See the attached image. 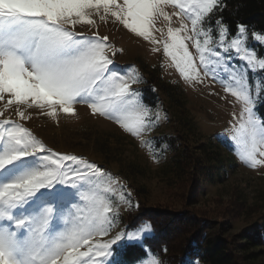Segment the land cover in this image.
Returning a JSON list of instances; mask_svg holds the SVG:
<instances>
[{"label":"snow or ice","instance_id":"6c2138e0","mask_svg":"<svg viewBox=\"0 0 264 264\" xmlns=\"http://www.w3.org/2000/svg\"><path fill=\"white\" fill-rule=\"evenodd\" d=\"M169 6L178 11L170 15ZM224 7V0H0V264H123L113 246L143 245L151 233L148 222L134 220L111 235L120 206L133 207L131 193L95 162L53 151L20 123L30 119L29 109L55 120L83 104L156 157L145 136L161 114L132 87L141 77L132 66L124 73L109 67L116 49L107 36L75 31L94 27L93 15L111 17L154 52L162 45L185 81L219 83L240 106L225 129L236 155L252 169L264 166V119L254 112L264 88L251 87L249 76L264 75V53L251 44L264 47V32L250 34L242 22L233 29ZM159 18L167 23L164 40L153 34L163 35ZM13 107L17 120L5 115ZM141 264L163 261L149 249Z\"/></svg>","mask_w":264,"mask_h":264},{"label":"rangeland","instance_id":"374dc122","mask_svg":"<svg viewBox=\"0 0 264 264\" xmlns=\"http://www.w3.org/2000/svg\"><path fill=\"white\" fill-rule=\"evenodd\" d=\"M165 11L171 15L178 9L169 6ZM92 18L95 20L94 27L80 24L75 31L89 36L96 33L100 37H108V43L116 49L115 55L108 53L113 60L109 67L119 73L130 70L129 66L135 69L141 82L132 87L140 92L143 103L142 87L151 79L148 83L151 84L156 103L150 107L160 112L161 119L158 126L146 134L145 139L156 145V157L153 158L147 148L142 147L137 139L125 133L113 121L92 115L87 105L77 104L75 115L59 113L55 120L41 115L38 109H29L30 119L20 123L53 151L74 154L95 162L116 177L131 193L133 207L120 206V218L111 235L128 228L125 215L135 210L140 203L146 210L165 206L171 211L200 213L201 218L209 222L210 232L230 236L242 228L261 223L264 213V166L256 169L245 166L236 155V145L225 131L233 111L239 112V104L211 78H205L202 83L185 81L170 58L164 55L162 45L158 46L159 51L154 52L151 43L129 32L111 17L106 22L95 15ZM179 23L173 16L172 26L178 27ZM155 27L164 30L163 35L159 31L153 33L158 40H164L167 23L159 18ZM251 44L257 52L264 53V47L255 42ZM190 51L194 53L195 50L190 47ZM232 63L241 64L235 57ZM249 76L251 87L264 88V75L259 71L249 72ZM262 97L256 99L255 104ZM5 115L17 120L15 107ZM178 131L186 140L187 149L203 157L204 154L200 152L203 145L221 159L224 165V170L218 176L221 181L209 182L206 176H202L203 182L196 192L188 188L189 183L184 188L180 187L179 182L167 184L166 181L174 174L169 159L172 148L158 142L164 134L178 137ZM166 177L171 178L166 180ZM142 187L146 195L140 192ZM125 243L130 242L122 241L118 245ZM145 259L147 255L135 264H141Z\"/></svg>","mask_w":264,"mask_h":264},{"label":"trees","instance_id":"16d2710c","mask_svg":"<svg viewBox=\"0 0 264 264\" xmlns=\"http://www.w3.org/2000/svg\"><path fill=\"white\" fill-rule=\"evenodd\" d=\"M224 3L222 15L233 29L237 22H242L248 26L249 31L264 32V0H224ZM148 82L142 87L143 100L146 105L154 106L155 94ZM255 113L264 119V97L255 104ZM178 135L164 134L158 142L172 148L169 159L174 174L172 178L168 177L171 179L166 181L167 184L179 182L180 187L184 188L189 183L188 188L196 192L203 182L202 176H206L209 182L221 181L218 178L224 170L221 159L203 145L200 150L203 157L187 149L186 140H183L180 131ZM140 192L146 195L144 187ZM166 208L161 206L146 210L140 203L135 210L129 211L125 215L127 226L134 220L137 226L147 221L152 233L146 236L143 245L125 243L119 247L114 246V258L123 264H135L145 258L150 249L152 253L158 254L163 264H196V260L198 264H264V213L261 223L242 228L230 236L210 232L209 222L202 219L200 213Z\"/></svg>","mask_w":264,"mask_h":264}]
</instances>
